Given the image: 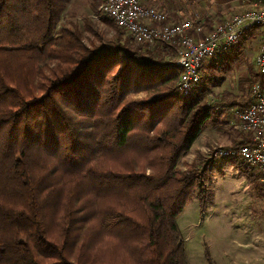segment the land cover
Instances as JSON below:
<instances>
[{
    "label": "trees",
    "instance_id": "16d2710c",
    "mask_svg": "<svg viewBox=\"0 0 264 264\" xmlns=\"http://www.w3.org/2000/svg\"><path fill=\"white\" fill-rule=\"evenodd\" d=\"M67 1L0 0V264H187L176 217L193 199L203 208L213 161L178 160L225 106L243 111L249 97L210 100L202 79L180 97L181 70L154 56L175 46L133 48L104 17L116 49L99 54L73 14L58 27ZM103 1L92 0L94 16ZM239 135L228 149L248 142ZM247 177L255 189L258 175Z\"/></svg>",
    "mask_w": 264,
    "mask_h": 264
},
{
    "label": "rangeland",
    "instance_id": "374dc122",
    "mask_svg": "<svg viewBox=\"0 0 264 264\" xmlns=\"http://www.w3.org/2000/svg\"><path fill=\"white\" fill-rule=\"evenodd\" d=\"M162 1L170 4L169 0ZM91 2L92 0H68L58 27L66 25L69 14H73L71 20L78 25L87 46L92 45L91 48L99 54L113 52L116 49L114 31L103 22L104 17L91 13ZM150 4L155 5L153 2ZM84 18L91 21L100 38L94 37L84 29ZM129 45L133 48L141 47L133 42ZM154 56L156 59L175 60L169 49H164ZM203 63L201 71L205 70ZM129 80L130 74H126L124 81ZM202 81L201 84L205 82L204 79ZM204 87L206 90H212V87L209 88L205 83ZM226 88H229V85H226ZM208 99L211 100V97ZM216 126H210V121L207 122L206 129L198 134L190 149L178 160L181 169L196 163L197 152H200L208 163L213 161L207 179L202 182L203 208L197 199H193L176 217V223L185 241L187 264L239 263L240 244L245 238L253 237L256 232L264 235V194L259 193L258 183L256 188L252 189V182L247 177L248 173H256L244 168L245 173L234 167L230 159L221 158L220 150H227L237 141V137L235 130L228 126ZM198 191L197 188L196 192ZM205 250L208 259L204 257Z\"/></svg>",
    "mask_w": 264,
    "mask_h": 264
},
{
    "label": "built area",
    "instance_id": "2783aa9c",
    "mask_svg": "<svg viewBox=\"0 0 264 264\" xmlns=\"http://www.w3.org/2000/svg\"><path fill=\"white\" fill-rule=\"evenodd\" d=\"M98 11L99 16L111 20L130 36L135 45L151 48L163 42L175 46L173 65L181 70L177 83L180 97L188 96L196 87L205 60L229 51L246 32L258 31L253 60L258 80L248 85V106L237 113V129L249 133L248 142L219 153L221 158L237 157L253 170L264 193V86L260 82L264 77V6L252 2L248 8L215 21L209 30L205 28L209 20L207 12L172 18L162 8L145 4L143 0H104Z\"/></svg>",
    "mask_w": 264,
    "mask_h": 264
},
{
    "label": "crops",
    "instance_id": "0c3cea01",
    "mask_svg": "<svg viewBox=\"0 0 264 264\" xmlns=\"http://www.w3.org/2000/svg\"><path fill=\"white\" fill-rule=\"evenodd\" d=\"M145 4L153 2L159 8H162L167 15L172 18L177 16L187 17L195 12H207L212 24L222 19L224 16L234 14L240 10L246 9L257 2L264 6V0H169L170 4L162 0H143ZM186 5V6H185ZM259 34L257 30L246 32L239 43L229 51L215 55L205 60L204 71L199 70L200 79H204L206 86L210 88L211 100H218L220 103L243 102L247 96L248 85L253 80H258L253 67V60L257 53ZM164 51V49H162ZM162 50L158 51V55ZM169 52V51H168ZM175 55V54H174ZM221 79L219 85L217 81ZM264 86V77L260 80ZM229 85V88H226ZM244 85L243 88L240 86ZM233 104V103H232ZM226 110V111H225ZM238 106H225L221 112L214 116L210 121V126H228L234 131L237 140L241 141L239 130L237 129ZM224 132V131H223ZM253 237H246L240 244V261L231 264H264V235L255 233Z\"/></svg>",
    "mask_w": 264,
    "mask_h": 264
}]
</instances>
